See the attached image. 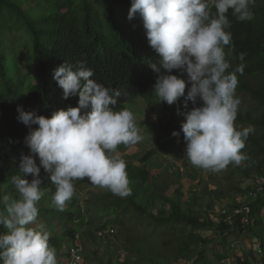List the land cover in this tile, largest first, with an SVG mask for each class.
<instances>
[{
  "label": "trees",
  "instance_id": "16d2710c",
  "mask_svg": "<svg viewBox=\"0 0 264 264\" xmlns=\"http://www.w3.org/2000/svg\"><path fill=\"white\" fill-rule=\"evenodd\" d=\"M130 5L131 0H0V185L6 184L0 194L17 197L11 178L21 175L20 156L30 154L24 138L37 127L32 125L30 129L20 122L17 107L22 106L24 111L46 118L58 110L77 107L78 96L62 98V89L52 78L53 70L64 62L72 65L82 62L93 71L91 79L120 90L116 110H130L129 106L136 100L144 101L151 109L156 105L158 99L153 85L157 74L150 65L159 64L160 57L149 46L139 15L131 20L127 18ZM252 12L253 18L246 21L236 20L231 10L228 13L231 22L228 31L232 35V44L224 48L225 58L230 63L228 71H235L241 63L244 65L243 74L236 73L235 91L250 102L244 110L238 109L234 123L237 129L252 126L254 131L241 150L245 159L240 165L229 164L221 170L227 179H233L236 174L247 179L264 178L261 167L264 154V0H255ZM22 47L26 48L25 54ZM240 53H245L243 61L239 59ZM19 55L27 56L33 68L31 75L14 71L13 65ZM171 74L186 79V74L177 70ZM189 86L186 84L185 95ZM183 103V97L172 105L159 102L166 115V122L160 126L161 134L154 139L150 150L137 156L139 166L125 161L131 195L120 198L107 190L83 200L85 210L96 206L112 210L110 218L95 223L85 232V237L92 243L100 231L117 239L120 237L125 256L117 264H176L175 261L211 264L212 256L215 264H220L230 249L227 236L236 237L242 232L238 216L234 225L216 222L182 201L184 193L179 168L157 175L147 167L155 156L169 154L176 146L177 137L171 133L180 131L184 121L182 113L193 107L188 102V107L184 108ZM178 139L186 145L182 133ZM197 170L204 169L197 167ZM22 178L31 182L32 176ZM39 178L40 187L45 190L44 197L48 196L51 202L55 187L43 168ZM85 181L87 178L74 182V196L63 211L54 206L38 205V216H43L47 225L53 220L65 225L61 235L50 236L48 241L56 250V258L65 254L62 243L71 241L77 226L83 225V218L77 226L74 220L82 216L78 207L81 196L76 186ZM172 184L176 188L173 195H169ZM195 203L196 199L193 205ZM251 206L255 225L252 229L256 234L264 223L261 217L264 190ZM111 228L114 233H109ZM203 230L214 232L219 240L203 237ZM217 242L224 247L223 254L215 251ZM57 264L63 263L58 261ZM106 264L113 262L108 259Z\"/></svg>",
  "mask_w": 264,
  "mask_h": 264
},
{
  "label": "clouds",
  "instance_id": "9594fccd",
  "mask_svg": "<svg viewBox=\"0 0 264 264\" xmlns=\"http://www.w3.org/2000/svg\"><path fill=\"white\" fill-rule=\"evenodd\" d=\"M254 4L255 0H131L128 10L129 20L139 15L147 42L160 57L159 64L150 65L157 74L153 90L158 101L172 105L183 97L184 108L188 102L193 105L182 113L180 131L171 135L179 138L182 133L186 158L211 172L239 166L245 159L241 150L254 131L252 126H235L241 102L236 73L243 74L244 65L229 72L224 51L232 44L229 11L238 21L251 20ZM244 58L240 53L239 59ZM173 70L186 74V79L171 74ZM93 75L82 62H64L52 78L62 98L78 96L77 107L58 110L50 118L22 106L16 109L20 122L37 127L24 138L30 154L20 156L21 175L11 178L17 197L0 195V226L7 230L0 234V264H57L56 250L48 243L50 233L37 224L38 202L45 196L41 168L55 187L51 205L58 211L73 198L74 182L84 178L120 198L131 195L126 162L114 153L121 144L142 142L143 136L130 110H116L120 90L103 86L91 79ZM186 84L190 86L185 95ZM29 174L31 182L22 178ZM65 242L70 240L62 245Z\"/></svg>",
  "mask_w": 264,
  "mask_h": 264
},
{
  "label": "rangeland",
  "instance_id": "374dc122",
  "mask_svg": "<svg viewBox=\"0 0 264 264\" xmlns=\"http://www.w3.org/2000/svg\"><path fill=\"white\" fill-rule=\"evenodd\" d=\"M22 53H26L25 47H22ZM13 68L14 71H24V73L27 75H31L33 73V68L31 64H29L27 56L24 58L19 55L17 62H15L13 65ZM236 95L241 101L238 109L244 110L250 102L246 97H243V95ZM129 107L130 111L134 115L136 126L139 129L140 134L143 136V140L134 146H120L115 152V155L124 161H130L134 165L139 166L140 162L138 161L137 156L144 154L154 146V139L161 134L160 126L166 122V115L162 113L159 101L156 102V105L152 109L141 100H136ZM262 159L261 167L264 171V154L262 155ZM147 167L152 172V174H161L165 170H167V172H172L179 168L181 173V189L184 193L182 201H186L188 202L187 205L192 206L196 210H200L203 214H205L204 216H211L212 218L215 217L218 209L222 205L246 201L248 199V189L253 184L256 177L252 176V178L247 179L236 174L233 179H227L225 178L226 173L221 171H198L197 167L193 166L186 158V145L183 146L182 142H180L178 138L176 146L169 154L155 156L152 162L147 163ZM5 185V183L0 185V193L3 191ZM76 187L81 196V201L78 204V207H81L82 200H85L88 196L99 195L107 191L106 189H102L98 186H93L88 180L80 185H77ZM175 188L176 186L172 184L168 190V194L173 195ZM195 199L196 203L193 205V201ZM38 205L42 207L52 206L48 196L42 198L41 201L38 202ZM88 209L86 212L88 213V220H92L91 223L89 222L86 225H81L78 227L79 231H81L80 229L83 230L82 242L84 250L83 261L81 264H106L108 259H111L113 264H117L118 262L122 261L125 256V252L121 250L120 245L122 243V239L120 237L117 239L110 234L104 233V235L96 238L95 243H92L87 239V237H85V232L88 231V229L91 230L95 223L105 222L108 218H110L112 210L98 206L88 207ZM261 217L262 219L264 217V207L262 209ZM51 222L52 223H50V225H47L48 222L45 221L43 216L37 217V224H43L45 229L50 233V236L61 235L65 225L58 220H53ZM35 226L36 225H32V227ZM6 231L7 230L4 227L0 228V234H5ZM201 235L203 237H209L216 240H219L220 238L211 231L203 230L201 231ZM236 237L243 238L245 237V234L243 235V233H240ZM236 237H234V235H229L227 236V240L229 243H231L236 240ZM68 243L69 242H65V244ZM215 251L218 254H223L224 247L217 242L215 245ZM62 252H65V254L56 258V260L57 262L61 261L63 264H68L69 257L66 254V250L63 249ZM215 262L216 259L214 256H212L211 264H215ZM174 263L180 264V261H175ZM148 264L150 263L148 262Z\"/></svg>",
  "mask_w": 264,
  "mask_h": 264
},
{
  "label": "built area",
  "instance_id": "2783aa9c",
  "mask_svg": "<svg viewBox=\"0 0 264 264\" xmlns=\"http://www.w3.org/2000/svg\"><path fill=\"white\" fill-rule=\"evenodd\" d=\"M264 190V178L255 177L251 189L247 193V200L235 204L222 205L215 215L216 222H225L229 225L236 224V218L239 217V224L242 227L243 238H236L230 243V249L228 253L221 259L220 264H264V223L260 228V231L256 234L253 233L254 219L252 218V202ZM81 201V200H80ZM80 203V202H79ZM79 210L82 213L80 218L74 220L75 226H77L80 220L83 218V225H86L88 220V214L85 210L82 200ZM80 227V226H77ZM81 231H75L73 239L68 244H63L62 247L66 250L68 264H81L83 261V242H82V229ZM109 233H114V229L108 230ZM104 231L98 232L99 236L104 235ZM261 237L263 241L261 240Z\"/></svg>",
  "mask_w": 264,
  "mask_h": 264
},
{
  "label": "crops",
  "instance_id": "0c3cea01",
  "mask_svg": "<svg viewBox=\"0 0 264 264\" xmlns=\"http://www.w3.org/2000/svg\"><path fill=\"white\" fill-rule=\"evenodd\" d=\"M263 219H264V217H263ZM264 221V220H263ZM257 233L259 232V230L258 231H256Z\"/></svg>",
  "mask_w": 264,
  "mask_h": 264
}]
</instances>
